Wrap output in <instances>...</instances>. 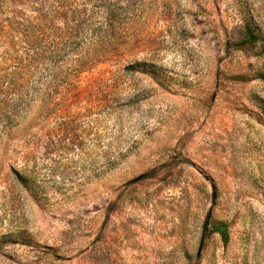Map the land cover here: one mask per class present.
<instances>
[{
  "label": "rangeland",
  "instance_id": "374dc122",
  "mask_svg": "<svg viewBox=\"0 0 264 264\" xmlns=\"http://www.w3.org/2000/svg\"><path fill=\"white\" fill-rule=\"evenodd\" d=\"M0 264H264V0H0Z\"/></svg>",
  "mask_w": 264,
  "mask_h": 264
},
{
  "label": "trees",
  "instance_id": "16d2710c",
  "mask_svg": "<svg viewBox=\"0 0 264 264\" xmlns=\"http://www.w3.org/2000/svg\"><path fill=\"white\" fill-rule=\"evenodd\" d=\"M258 38H259V35H258L257 31L255 30V28L252 25L247 24L246 25V31H245V37L241 40V43L242 44H245V43L255 44L257 42ZM34 56H35L34 58H38L41 56V54L35 53ZM211 231L220 234V236H221V238L225 244H227L229 242L230 232H229L228 223H226V222L212 223Z\"/></svg>",
  "mask_w": 264,
  "mask_h": 264
}]
</instances>
